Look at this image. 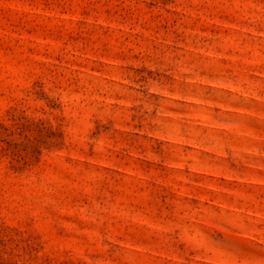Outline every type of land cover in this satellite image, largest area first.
<instances>
[{"label":"rangeland","instance_id":"1","mask_svg":"<svg viewBox=\"0 0 264 264\" xmlns=\"http://www.w3.org/2000/svg\"><path fill=\"white\" fill-rule=\"evenodd\" d=\"M0 264H264V0H0Z\"/></svg>","mask_w":264,"mask_h":264}]
</instances>
